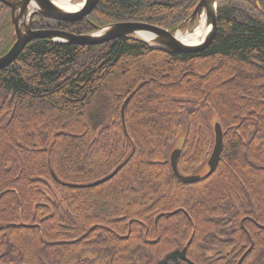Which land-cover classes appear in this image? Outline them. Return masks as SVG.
Instances as JSON below:
<instances>
[{"label": "trees", "instance_id": "1", "mask_svg": "<svg viewBox=\"0 0 264 264\" xmlns=\"http://www.w3.org/2000/svg\"><path fill=\"white\" fill-rule=\"evenodd\" d=\"M199 1L99 0L87 21L57 27L184 31ZM217 30L204 49L175 53L133 37L38 38L0 69V264H97L85 256L94 251L105 264H157L183 248L193 225L187 257L196 264H238L250 248L241 264H264V0H219ZM15 40L0 2V56ZM212 120L223 131L218 166L181 182L173 143L184 125L178 169L204 175ZM129 156L105 183L62 184L98 181Z\"/></svg>", "mask_w": 264, "mask_h": 264}, {"label": "water", "instance_id": "2", "mask_svg": "<svg viewBox=\"0 0 264 264\" xmlns=\"http://www.w3.org/2000/svg\"><path fill=\"white\" fill-rule=\"evenodd\" d=\"M11 8V19L15 26L16 41L12 47L2 56H0V69L10 65L21 53L24 47L30 42L38 38H48L56 43L78 44V45H94L102 44L108 41L116 40L119 38L133 36L136 39L142 40L151 48L161 50L168 53L175 52H197L210 43L213 42L217 35V11L219 0H200L194 8L191 16L188 19V31L194 33L202 14L205 12L208 24H211V30L204 38L196 43H187L179 38V32L173 34L168 29L145 23V22H117L103 27H96L95 30L83 34H76L73 32L60 30V29H38L33 30L30 27L31 20L35 14L52 18L57 21L64 22H77L84 20L97 6L99 0H84V4L77 10H66L56 5L52 0H0ZM27 15L29 16L28 22L26 21ZM22 24L25 30L22 29ZM133 93L130 94L122 106V117L124 119V111L128 101L131 99ZM223 151V133L220 124H215V144L213 152L208 160L209 170L201 177L200 175H184L178 169V158L181 150L175 149L170 157V165L175 177L184 183H194L201 178L209 177L217 168L221 153ZM131 156V155H130ZM130 156L108 176L89 184H74L63 183L75 188L90 187L105 183L112 179L122 167L129 161ZM179 210L172 211L167 214H159L158 219L163 215H174ZM195 234V226L193 225L192 233L186 242L183 249H176L169 253L158 264H178L179 260L185 261L188 264H196L187 257V249L191 244ZM241 257L238 264H241L243 258L249 251Z\"/></svg>", "mask_w": 264, "mask_h": 264}, {"label": "bare ground", "instance_id": "3", "mask_svg": "<svg viewBox=\"0 0 264 264\" xmlns=\"http://www.w3.org/2000/svg\"><path fill=\"white\" fill-rule=\"evenodd\" d=\"M56 5L62 7L63 9L66 10H74V9H78L81 4H82V0L78 1L77 3L72 2V0H52ZM212 26L211 24H208L207 22V16L206 13L204 12L201 16V20L195 30L194 33H190L188 31L187 33H180L179 34V38L187 43H196L199 40H201L202 38H204L206 36V34L211 30Z\"/></svg>", "mask_w": 264, "mask_h": 264}, {"label": "rangeland", "instance_id": "4", "mask_svg": "<svg viewBox=\"0 0 264 264\" xmlns=\"http://www.w3.org/2000/svg\"><path fill=\"white\" fill-rule=\"evenodd\" d=\"M203 69V68H202ZM113 102V100L112 99H109V100H107L106 101V103L108 102V103H110V102ZM213 121V120H212ZM214 122V121H213ZM70 129H72V130H79L80 131V128H78V127H72V128H70ZM81 132V131H80ZM185 135H186V128H185V126L183 125V127H182V129H181V131H180V134H179V136H178V138L175 140V142L173 143V146L175 147V148H179V147H182V145H183V142H184V139H185ZM25 147V149H26V147H27V145L26 146H24ZM173 149L174 148H172L171 149V152L173 151ZM170 152V153H171ZM152 165H154V164H156V161H153V162H150ZM143 197L144 196H142V195H137V196H135V198L136 199H139V201H142V199H143ZM256 194H255V196H252V197H248V204L249 205H253V204H255L256 203ZM134 198V199H135ZM118 207H119V205H113V209H112V211H110V212H108V214H110V215H112L113 214V212H115V211H117V209H118ZM210 216V215H209ZM261 229H263L264 230V227H262ZM85 256H87V257H90V258H94V259H97L96 260V263L97 264H105V254L104 253H102V252H97V251H94V252H90L89 254H86ZM84 256V257H85Z\"/></svg>", "mask_w": 264, "mask_h": 264}, {"label": "flooded vegetation", "instance_id": "5", "mask_svg": "<svg viewBox=\"0 0 264 264\" xmlns=\"http://www.w3.org/2000/svg\"><path fill=\"white\" fill-rule=\"evenodd\" d=\"M84 21H86V19H84ZM84 21H81V22H84ZM74 23H77V22H74ZM57 26H59V22L54 21V20L49 19V18H46V17L39 16V15H35L33 17L31 24H30V27L33 30L58 28ZM24 28L25 27L23 26V30H24ZM93 29H94L93 24H91V30H93ZM91 30H89L87 32H90Z\"/></svg>", "mask_w": 264, "mask_h": 264}]
</instances>
